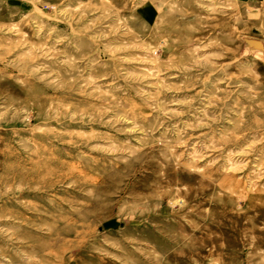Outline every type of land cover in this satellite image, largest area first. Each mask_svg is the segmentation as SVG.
Instances as JSON below:
<instances>
[{
  "label": "rangeland",
  "instance_id": "obj_1",
  "mask_svg": "<svg viewBox=\"0 0 264 264\" xmlns=\"http://www.w3.org/2000/svg\"><path fill=\"white\" fill-rule=\"evenodd\" d=\"M0 264H264V0H0Z\"/></svg>",
  "mask_w": 264,
  "mask_h": 264
}]
</instances>
